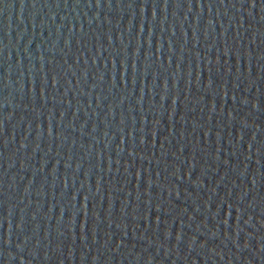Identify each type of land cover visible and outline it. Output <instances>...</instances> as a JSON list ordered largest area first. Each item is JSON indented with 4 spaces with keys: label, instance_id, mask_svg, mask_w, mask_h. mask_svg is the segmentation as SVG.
<instances>
[{
    "label": "water",
    "instance_id": "1",
    "mask_svg": "<svg viewBox=\"0 0 264 264\" xmlns=\"http://www.w3.org/2000/svg\"><path fill=\"white\" fill-rule=\"evenodd\" d=\"M0 264H264V0H0Z\"/></svg>",
    "mask_w": 264,
    "mask_h": 264
}]
</instances>
